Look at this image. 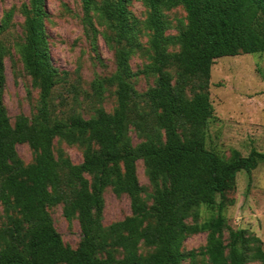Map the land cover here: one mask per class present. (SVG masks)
<instances>
[{"label": "trees", "instance_id": "1", "mask_svg": "<svg viewBox=\"0 0 264 264\" xmlns=\"http://www.w3.org/2000/svg\"><path fill=\"white\" fill-rule=\"evenodd\" d=\"M80 1L89 23L94 12L113 27L115 69L92 82L98 98L105 84L114 85L111 112L99 107L88 117L75 111L54 116L53 91L64 76L52 64L44 0H26L24 38L14 45L38 88V106L31 117L19 114L11 123L1 99L8 52L1 35L11 11L0 18V203L15 214L0 225V264H183L186 259L194 264L197 255L202 264L263 261L261 239L230 226L221 211L231 203L226 192L237 173H250L264 151L251 149L243 156L232 149L225 157L207 148L205 140L214 117L210 67L224 55L264 52V0H142L148 9L142 25L150 31L142 72L156 76L142 92L133 85L129 64L140 22L128 10V0ZM177 5L186 23L167 34L163 11ZM172 45L178 48L169 51ZM130 127L141 138L136 144ZM55 137L82 146V160L55 155ZM17 143H27L34 153L30 163L17 156ZM137 160L153 185L151 202L142 195ZM106 186L128 196L130 214L103 225ZM58 203L66 220L77 219L76 247L64 243L53 225L48 207ZM201 205L217 211L201 220ZM198 232H206L205 246L185 252L183 241ZM141 244L149 248L146 253L139 251Z\"/></svg>", "mask_w": 264, "mask_h": 264}, {"label": "rangeland", "instance_id": "2", "mask_svg": "<svg viewBox=\"0 0 264 264\" xmlns=\"http://www.w3.org/2000/svg\"><path fill=\"white\" fill-rule=\"evenodd\" d=\"M101 0H96L100 2ZM26 0H0V18L11 11L8 29L2 39L8 47L4 56V87L2 104L11 121L19 114L31 117L38 106V88L24 69L14 42L24 38V15L21 10ZM128 10L140 22L136 35L138 46L130 54L129 64L134 72L132 82L138 92L146 90L155 82L156 76L142 72L149 61L150 31L142 25L148 14L142 0H128ZM45 26L48 36L52 64L58 68L64 80L53 91L54 116L64 117L75 111L84 117L94 115L101 107L111 112L116 106L114 85L105 84L101 98L95 96L92 82L109 76L115 69L114 44L110 39L112 24L100 19L92 12L90 23L85 19L80 0H44ZM168 22L167 34H176L186 23L185 11L181 5L164 10ZM178 45L168 47L175 51ZM209 99L214 117L206 127L205 145L228 157L232 149L245 156L251 149L264 151V52L224 55L214 59L210 67ZM133 144L140 141L135 130L129 128ZM17 156L24 164L30 163L34 153L27 143L16 144ZM52 150L61 153L71 162L82 160L83 147L67 144L62 139H53ZM136 176L142 187V195L151 202L153 185L148 179L142 160L136 162ZM234 187L226 192L231 203L222 209L226 221L233 228H245L257 235L264 250V159L250 173L240 171ZM102 223L107 225L130 214V201L126 194L116 195L111 186L102 191ZM201 220L216 213L199 206ZM53 225L64 243L76 247L81 237L76 218L66 220L62 215L61 203L48 207ZM15 217L0 203V225L7 224V215ZM191 222V218L186 219ZM227 233H223L225 238ZM206 243V232L189 235L182 243L185 252L201 250ZM148 247L140 245L139 251L146 253ZM183 264H189L186 259ZM194 264H202L197 255ZM246 264H264L263 261H249Z\"/></svg>", "mask_w": 264, "mask_h": 264}]
</instances>
